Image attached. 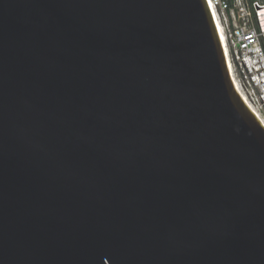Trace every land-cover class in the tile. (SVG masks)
Returning a JSON list of instances; mask_svg holds the SVG:
<instances>
[{
  "label": "water",
  "instance_id": "1",
  "mask_svg": "<svg viewBox=\"0 0 264 264\" xmlns=\"http://www.w3.org/2000/svg\"><path fill=\"white\" fill-rule=\"evenodd\" d=\"M0 264H264L208 0H0Z\"/></svg>",
  "mask_w": 264,
  "mask_h": 264
},
{
  "label": "built area",
  "instance_id": "2",
  "mask_svg": "<svg viewBox=\"0 0 264 264\" xmlns=\"http://www.w3.org/2000/svg\"><path fill=\"white\" fill-rule=\"evenodd\" d=\"M212 2L226 36L223 46L227 61L229 57L232 63L233 83L246 104L264 120V1Z\"/></svg>",
  "mask_w": 264,
  "mask_h": 264
},
{
  "label": "bare ground",
  "instance_id": "3",
  "mask_svg": "<svg viewBox=\"0 0 264 264\" xmlns=\"http://www.w3.org/2000/svg\"><path fill=\"white\" fill-rule=\"evenodd\" d=\"M208 3H209V6H210V8H211V10H212V13H213L214 19H215V21H216V24H217V27H218V30H219V33H220V36H221V39H222L223 45L225 46V44H226V43H225V38H226V36H225L224 31H223V26H222V24H221V22H220V19H219L217 9L215 8V6H214L212 0H208ZM225 49H226V52H227V47H225ZM227 54H228V53H227ZM228 64H229V68H230V70H231L232 63H231L229 57H228ZM249 106L251 107V105H249ZM251 108H252L253 112L256 114V116L261 120V122L264 123V120H263L262 117L258 114V112H257L255 109H253V107H251Z\"/></svg>",
  "mask_w": 264,
  "mask_h": 264
},
{
  "label": "rangeland",
  "instance_id": "4",
  "mask_svg": "<svg viewBox=\"0 0 264 264\" xmlns=\"http://www.w3.org/2000/svg\"><path fill=\"white\" fill-rule=\"evenodd\" d=\"M260 1H264V0H260Z\"/></svg>",
  "mask_w": 264,
  "mask_h": 264
}]
</instances>
